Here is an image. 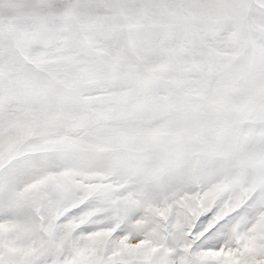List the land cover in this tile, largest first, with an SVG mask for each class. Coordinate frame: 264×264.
<instances>
[{
	"label": "snow or ice",
	"instance_id": "obj_1",
	"mask_svg": "<svg viewBox=\"0 0 264 264\" xmlns=\"http://www.w3.org/2000/svg\"><path fill=\"white\" fill-rule=\"evenodd\" d=\"M0 264H264V0H0Z\"/></svg>",
	"mask_w": 264,
	"mask_h": 264
}]
</instances>
